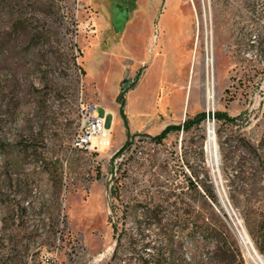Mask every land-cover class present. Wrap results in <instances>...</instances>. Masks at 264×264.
<instances>
[{"label":"rangeland","instance_id":"rangeland-1","mask_svg":"<svg viewBox=\"0 0 264 264\" xmlns=\"http://www.w3.org/2000/svg\"><path fill=\"white\" fill-rule=\"evenodd\" d=\"M82 102L115 115L101 151L72 145ZM216 111L264 148V0H0V264H108L115 227L139 220L123 201L181 212L196 174L213 179L235 235L226 264H253L245 239L264 256V179L230 197L217 132L231 126Z\"/></svg>","mask_w":264,"mask_h":264},{"label":"trees","instance_id":"trees-1","mask_svg":"<svg viewBox=\"0 0 264 264\" xmlns=\"http://www.w3.org/2000/svg\"><path fill=\"white\" fill-rule=\"evenodd\" d=\"M128 89L123 87V99ZM206 116L202 112L183 124L168 125L153 139L163 140L174 128L188 131ZM214 118L230 126L236 120L226 111H216ZM217 134L222 178L230 197L235 202L245 195L253 197L257 183L264 179V148L233 126L226 131L219 129ZM188 180L196 203L191 205L185 201L186 207L181 212L174 210L167 215L163 204H153L152 198L139 201L134 208L123 201V218L136 214L139 220L135 223V232L125 225L120 229L115 227L116 244L108 264H226L231 254L236 260L232 248L236 238L225 219L213 179L209 174L206 179L196 174V179L189 177ZM149 228L155 230L154 239H145L152 235L147 233ZM184 241L190 245V254L184 253Z\"/></svg>","mask_w":264,"mask_h":264},{"label":"built area","instance_id":"built-area-1","mask_svg":"<svg viewBox=\"0 0 264 264\" xmlns=\"http://www.w3.org/2000/svg\"><path fill=\"white\" fill-rule=\"evenodd\" d=\"M98 104L82 102L80 106V125L76 131L72 145L74 148L86 151H101L109 146L115 125L113 117L108 124L109 111L100 114ZM109 141H105V139Z\"/></svg>","mask_w":264,"mask_h":264},{"label":"bare ground","instance_id":"bare-ground-1","mask_svg":"<svg viewBox=\"0 0 264 264\" xmlns=\"http://www.w3.org/2000/svg\"><path fill=\"white\" fill-rule=\"evenodd\" d=\"M210 62L208 61V87H207V103L209 106L213 105L212 102H213V91H212V75H211V71H210ZM195 74V73H194ZM211 130H212V126L210 127ZM105 141H109V139H105ZM211 145L210 147H213L214 151H215V154L217 153V144L215 142V139H214V135L212 133V131L210 132V144ZM208 147V146H207ZM211 149V148H210ZM210 151V150H209ZM214 153V152H213ZM211 156V155H210ZM215 158V156H214ZM248 247L247 248V251H248V256L251 258V261L253 264H264V256L260 255L258 253L257 250H255V248L251 247V244L250 242L248 241V237L247 239H245ZM245 248V249H246ZM253 248V250H252ZM246 251V252H247ZM253 253V254H252Z\"/></svg>","mask_w":264,"mask_h":264},{"label":"water","instance_id":"water-1","mask_svg":"<svg viewBox=\"0 0 264 264\" xmlns=\"http://www.w3.org/2000/svg\"><path fill=\"white\" fill-rule=\"evenodd\" d=\"M213 135H214V139H215V142H216V133H215V131H213ZM240 235H241L242 239H244V237H243V235L241 233H240Z\"/></svg>","mask_w":264,"mask_h":264},{"label":"crops","instance_id":"crops-1","mask_svg":"<svg viewBox=\"0 0 264 264\" xmlns=\"http://www.w3.org/2000/svg\"><path fill=\"white\" fill-rule=\"evenodd\" d=\"M109 115H112V119H113V117L115 118V115L113 114V112H111V111H109ZM116 119V118H115ZM111 124V123H110ZM115 124H116V121H115Z\"/></svg>","mask_w":264,"mask_h":264}]
</instances>
